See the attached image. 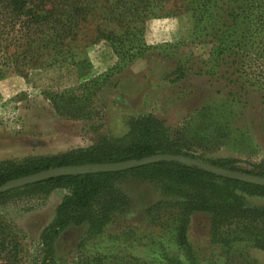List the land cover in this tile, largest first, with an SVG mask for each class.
<instances>
[{
  "label": "rangeland",
  "instance_id": "rangeland-1",
  "mask_svg": "<svg viewBox=\"0 0 264 264\" xmlns=\"http://www.w3.org/2000/svg\"><path fill=\"white\" fill-rule=\"evenodd\" d=\"M216 1L226 17L240 5ZM247 2L253 9L242 7L223 42L196 23L197 0H166L138 24L88 14L68 43L66 63L0 79V161L90 148L101 137H123L131 119L151 115L173 136L181 134V143L203 162L229 160L255 169L264 163V47L263 32L255 28L264 0ZM83 88L91 93L85 102L91 115L70 117L74 109L64 105H84ZM68 94L72 102L61 106L60 96ZM117 186L130 205L91 239L83 226L65 230L55 244L60 264H85L94 254L103 264H135L134 258L156 264L183 255L167 233L168 221L160 226L147 220L146 209L161 199L155 187L133 178ZM66 194L58 188L46 199L0 202V264H32L39 235ZM209 222L205 214L190 218L192 254L198 264H226L225 251L210 243ZM241 246L231 249L236 256L227 264H264V251L248 248L239 257Z\"/></svg>",
  "mask_w": 264,
  "mask_h": 264
},
{
  "label": "trees",
  "instance_id": "trees-1",
  "mask_svg": "<svg viewBox=\"0 0 264 264\" xmlns=\"http://www.w3.org/2000/svg\"><path fill=\"white\" fill-rule=\"evenodd\" d=\"M165 1L0 0V79L11 74L24 77L30 70L66 63L71 58L69 41L78 25L93 11L106 21L138 24L144 21L152 6L162 5ZM197 1L196 23L206 24V34L211 32L219 42L232 34L242 7L245 5L251 10L254 4L236 0L240 5L228 9L226 17L219 11L216 0ZM256 17L255 28L263 32L260 44L264 47V15ZM260 57L264 60V56L260 54ZM87 91L88 88H83L80 92L84 105L65 106L72 102V95L60 96L61 106L74 109L75 114L70 117H90L91 111L86 110L85 102L90 101L91 93ZM128 126L129 131L123 137L104 136L90 148L53 156L0 161V185L49 168L120 162L154 154L203 160L189 153L185 143H181L184 141L181 134L173 136L166 123L154 116L131 119ZM210 164L264 177V163L256 165L253 170L236 167L235 162L229 160ZM125 178L149 183L159 192L161 199L146 209L147 220L160 226L168 221L166 229L171 242L183 252L181 257L160 259L154 261L156 264H164V261L168 264H198L187 238L190 218L196 213L209 217L210 243L225 251L226 264L230 257L236 256L231 252L235 245L243 244L241 251L235 250L239 257L246 254L248 248L264 251V204L252 201L264 199V186L224 178L176 161H161L121 172L61 176L0 193V202L46 199L55 189L67 190L53 218L41 231L38 250L32 260V264H60L55 244L65 230L83 226L87 238L91 239L104 233L114 218L127 209L129 198L117 186ZM87 260L85 264H103V258L95 254ZM131 261L150 264L137 258Z\"/></svg>",
  "mask_w": 264,
  "mask_h": 264
},
{
  "label": "water",
  "instance_id": "water-1",
  "mask_svg": "<svg viewBox=\"0 0 264 264\" xmlns=\"http://www.w3.org/2000/svg\"><path fill=\"white\" fill-rule=\"evenodd\" d=\"M161 161H176L187 166L193 165L200 168L201 170L213 173L224 178L258 186H264V177L258 175L218 167L194 158H186L184 156L170 154H154L143 157L141 159H130L120 162L89 163L77 166H60L49 168L27 176L7 181L6 183L0 185V193L61 176L83 175L88 173L121 172Z\"/></svg>",
  "mask_w": 264,
  "mask_h": 264
}]
</instances>
